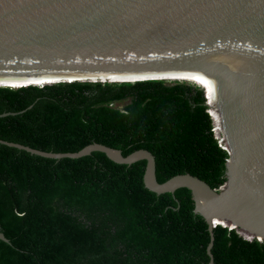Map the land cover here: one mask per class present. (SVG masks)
<instances>
[{"label": "trees", "instance_id": "16d2710c", "mask_svg": "<svg viewBox=\"0 0 264 264\" xmlns=\"http://www.w3.org/2000/svg\"><path fill=\"white\" fill-rule=\"evenodd\" d=\"M2 112L3 140L54 152L92 142L123 155L145 148L159 182L186 172L213 188L224 181L226 151L196 84L0 86ZM144 167V159L120 164L100 151L54 159L0 143V232L8 239H0V264H208V226L190 190L156 194L143 184ZM213 233V264H264V241L220 225Z\"/></svg>", "mask_w": 264, "mask_h": 264}, {"label": "water", "instance_id": "95a60500", "mask_svg": "<svg viewBox=\"0 0 264 264\" xmlns=\"http://www.w3.org/2000/svg\"><path fill=\"white\" fill-rule=\"evenodd\" d=\"M55 58L99 59L96 63L108 58L198 61L197 66L209 72L211 94L206 83L201 88L210 118L209 109L216 115V121L212 115L215 137L226 151L224 181L213 188L186 172L159 182L154 155L145 148L123 155L98 142L74 152L45 151L3 139L1 144L54 159L92 151L120 164L144 159L143 184L148 190L156 194L173 193L179 187L190 190L193 211L208 226V264H213L216 225L233 229L247 240L264 241V0H0V75L13 68L29 75L44 66L63 67ZM82 61L71 70H94V60ZM152 78L158 77L119 81ZM56 81L115 80L96 76ZM50 83L54 82L38 84ZM7 114L2 112L0 117ZM0 239L8 241L2 232Z\"/></svg>", "mask_w": 264, "mask_h": 264}, {"label": "bare ground", "instance_id": "6f19581e", "mask_svg": "<svg viewBox=\"0 0 264 264\" xmlns=\"http://www.w3.org/2000/svg\"><path fill=\"white\" fill-rule=\"evenodd\" d=\"M56 63L62 64L63 67H55V66H44L41 68H36L35 70L39 71H31L29 75H25L24 70H18L13 68L11 73L7 75H0V81H12V82H21V83H44V82H54L58 83L56 80L58 79H65V78H72L76 77L79 79L83 78H95L99 76L103 79L108 78L109 80L115 81H107V82H130V81H119L122 78H134L139 76H156L158 80H175V81H185L191 82L201 87L202 83H206L207 92L211 94V87L208 83V71L202 70L197 66L198 61L190 60V59H183V58H172V59H137V58H108V59H101V63L99 59H80V58H66V59H59L55 58ZM83 60V61H82ZM89 60H94L91 63L93 65V69L91 71H80V70H88L87 67H75L74 70L72 67L74 66L75 62H89ZM63 62H71L69 67H66V63ZM111 62V63H109ZM119 65L123 67L121 70H112L110 69L113 65H106L112 64ZM87 64V63H86ZM97 64V65H96ZM71 67V68H70ZM109 67V68H108ZM124 68H127L125 70ZM31 69V68H30ZM130 69V70H129ZM65 71H75L74 73H67ZM24 76V77H22ZM105 82V81H101ZM19 85V83H18ZM18 85H11V86H18ZM21 85H28V84H21ZM3 86H7L3 84ZM20 86V85H19ZM212 96L208 94V99H211ZM213 117L216 119V115L210 110ZM249 174V173H248ZM250 175V174H249ZM248 177V176H247Z\"/></svg>", "mask_w": 264, "mask_h": 264}, {"label": "rangeland", "instance_id": "374dc122", "mask_svg": "<svg viewBox=\"0 0 264 264\" xmlns=\"http://www.w3.org/2000/svg\"><path fill=\"white\" fill-rule=\"evenodd\" d=\"M164 81H167V82H174L175 80H164ZM0 82H2L3 84H16V83H19V84H22L21 82H9V81H0ZM89 82H97V81H89ZM187 83H190V84H194V83H191V82H187ZM128 102V100H121V101H118V102H116L115 104L117 105V106H119V107H122L123 106V104H125V103H127Z\"/></svg>", "mask_w": 264, "mask_h": 264}]
</instances>
